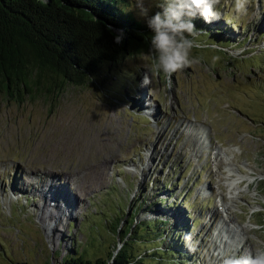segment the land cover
<instances>
[{"label": "rangeland", "instance_id": "obj_1", "mask_svg": "<svg viewBox=\"0 0 264 264\" xmlns=\"http://www.w3.org/2000/svg\"><path fill=\"white\" fill-rule=\"evenodd\" d=\"M234 2L218 5L236 23L222 21L233 47H196L170 87L162 72L143 84L157 63L148 50L60 96L0 92V264H58L72 244L106 257L135 206L136 221L162 217L169 239L153 247L174 246L170 224L185 226L186 264L264 249V0L243 15ZM230 168L245 179L234 197Z\"/></svg>", "mask_w": 264, "mask_h": 264}, {"label": "trees", "instance_id": "obj_2", "mask_svg": "<svg viewBox=\"0 0 264 264\" xmlns=\"http://www.w3.org/2000/svg\"><path fill=\"white\" fill-rule=\"evenodd\" d=\"M158 10L153 5L149 14ZM224 18L211 24L195 19L197 47L210 52L233 47H229L231 32L222 26V21L227 22ZM233 24H229V31L235 30ZM151 36L136 0H0V92L16 102L36 94L60 96L66 84L96 81L102 67L116 63L126 53L150 50L154 55ZM236 44L241 45V41ZM137 209L135 206L128 219L121 218L126 226L119 222L113 227L110 221L111 233L119 239L106 257L86 258L72 244L58 264H186L191 256L184 249L188 237L185 226L170 224L178 237L174 246L166 245L164 250L153 247L169 239L161 229L162 217L136 221ZM157 252H163V257ZM18 264L30 263L23 260Z\"/></svg>", "mask_w": 264, "mask_h": 264}, {"label": "clouds", "instance_id": "obj_3", "mask_svg": "<svg viewBox=\"0 0 264 264\" xmlns=\"http://www.w3.org/2000/svg\"><path fill=\"white\" fill-rule=\"evenodd\" d=\"M248 3L249 0H235V12L245 14ZM219 4L220 0H136L139 15L146 19L152 33L150 45L157 62L154 70L145 72L143 84H151L152 76L162 72L170 87L172 74L191 66L192 49L198 46L195 37L199 35L194 21L200 18L211 24L221 19ZM153 5L159 10L149 14ZM221 264H264V249L250 255L225 256Z\"/></svg>", "mask_w": 264, "mask_h": 264}, {"label": "bare ground", "instance_id": "obj_4", "mask_svg": "<svg viewBox=\"0 0 264 264\" xmlns=\"http://www.w3.org/2000/svg\"><path fill=\"white\" fill-rule=\"evenodd\" d=\"M234 170L232 168H230L229 177L226 178V179H228L227 180L228 181V187H229L230 193L232 194L231 197H234V195H236V193H238L239 191H241L240 190L241 187H242L241 186V183H242V181H245L244 177L241 176V175H239L238 177H236V174H235L236 171H234ZM227 204H228V202H227ZM227 204H224V207L227 208V206H226Z\"/></svg>", "mask_w": 264, "mask_h": 264}]
</instances>
